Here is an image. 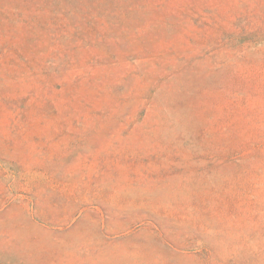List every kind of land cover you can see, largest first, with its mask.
Returning <instances> with one entry per match:
<instances>
[{"label":"rangeland","instance_id":"1","mask_svg":"<svg viewBox=\"0 0 264 264\" xmlns=\"http://www.w3.org/2000/svg\"><path fill=\"white\" fill-rule=\"evenodd\" d=\"M0 264H264V0H0Z\"/></svg>","mask_w":264,"mask_h":264}]
</instances>
